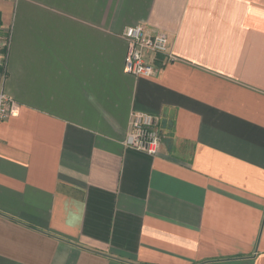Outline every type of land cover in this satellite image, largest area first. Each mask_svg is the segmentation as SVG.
<instances>
[{
    "label": "crops",
    "instance_id": "1",
    "mask_svg": "<svg viewBox=\"0 0 264 264\" xmlns=\"http://www.w3.org/2000/svg\"><path fill=\"white\" fill-rule=\"evenodd\" d=\"M134 25L155 77L123 72ZM5 40L0 264H264V0H0Z\"/></svg>",
    "mask_w": 264,
    "mask_h": 264
},
{
    "label": "built area",
    "instance_id": "2",
    "mask_svg": "<svg viewBox=\"0 0 264 264\" xmlns=\"http://www.w3.org/2000/svg\"><path fill=\"white\" fill-rule=\"evenodd\" d=\"M121 35L128 45L123 65L125 74L134 77H155L166 64L174 61L168 49V37L164 33L152 32L144 25H134L126 26ZM6 50L5 40L0 42V123L15 110L13 101L3 89L6 78ZM162 139L156 117L145 113L131 114L129 132L124 140L126 147L156 155Z\"/></svg>",
    "mask_w": 264,
    "mask_h": 264
}]
</instances>
